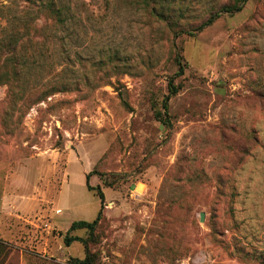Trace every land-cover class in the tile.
<instances>
[{
    "label": "rangeland",
    "instance_id": "1",
    "mask_svg": "<svg viewBox=\"0 0 264 264\" xmlns=\"http://www.w3.org/2000/svg\"><path fill=\"white\" fill-rule=\"evenodd\" d=\"M59 3L0 0V264H264V0Z\"/></svg>",
    "mask_w": 264,
    "mask_h": 264
},
{
    "label": "trees",
    "instance_id": "2",
    "mask_svg": "<svg viewBox=\"0 0 264 264\" xmlns=\"http://www.w3.org/2000/svg\"><path fill=\"white\" fill-rule=\"evenodd\" d=\"M60 0H47V7L46 10L49 13V17H51L55 22L57 23H63L66 20V17H64V13L62 10V7L60 6L61 3H59ZM155 1V0H152ZM144 2L147 4L146 6L149 7L150 5V0H144ZM241 6L239 5H235V6H225L221 9L222 13H234V12H238L241 10ZM220 13L217 15L212 16L203 26L202 28H205L206 26H209L211 24H213V22H215L216 19H218L220 17ZM23 46L19 45L17 38H15V36H13V38H2L0 39V54L2 53H14L16 54L17 51L19 49H21ZM16 59H18V57H15ZM14 58V61L11 65L12 67V74H14L15 76H18V70H16V67L19 66L20 61L18 59V62L16 61V59ZM181 64V63H180ZM184 71L183 66L180 67V74H182V72ZM8 75H4L6 76V82H9L10 79V73H7ZM1 82V81H0ZM169 91L171 95H175L178 92V89L174 86V81L173 79L170 81V85H169ZM52 94V91L47 92V93H42L39 98H37L36 100H34V102L38 103L40 101H42L44 98H47L48 96H50ZM169 98L166 99V101L168 102ZM166 113L164 115V113H160L162 116H166L167 115V104H166ZM159 115L161 118L162 116ZM89 180H90V175L87 176V187L89 191H96L97 195L100 198L101 201V209H103V205L105 202V194L104 192L100 189V188H93L89 185ZM100 215L99 217L94 220L93 222H88V221H76L73 222L70 229L68 230L64 242L66 244V246L70 247L74 242H82L85 247L87 248L88 251V256L87 258L90 259L91 254L89 253V242L86 241V239H83L81 237H77V236H71L70 233L76 230H87L89 236L95 237L96 232H97V228L99 225V221H100ZM93 263V262H92ZM91 264V263H89Z\"/></svg>",
    "mask_w": 264,
    "mask_h": 264
},
{
    "label": "water",
    "instance_id": "3",
    "mask_svg": "<svg viewBox=\"0 0 264 264\" xmlns=\"http://www.w3.org/2000/svg\"><path fill=\"white\" fill-rule=\"evenodd\" d=\"M201 221H204V215H202Z\"/></svg>",
    "mask_w": 264,
    "mask_h": 264
},
{
    "label": "crops",
    "instance_id": "4",
    "mask_svg": "<svg viewBox=\"0 0 264 264\" xmlns=\"http://www.w3.org/2000/svg\"><path fill=\"white\" fill-rule=\"evenodd\" d=\"M4 235H3V237H5V234H6V232L5 233H3Z\"/></svg>",
    "mask_w": 264,
    "mask_h": 264
}]
</instances>
